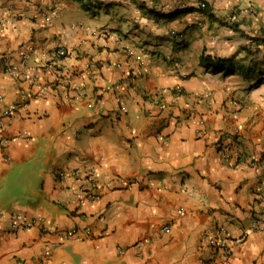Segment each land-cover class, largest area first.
I'll list each match as a JSON object with an SVG mask.
<instances>
[{
  "label": "crops",
  "instance_id": "crops-1",
  "mask_svg": "<svg viewBox=\"0 0 264 264\" xmlns=\"http://www.w3.org/2000/svg\"><path fill=\"white\" fill-rule=\"evenodd\" d=\"M263 181L264 0H0V264H264Z\"/></svg>",
  "mask_w": 264,
  "mask_h": 264
},
{
  "label": "built area",
  "instance_id": "built-area-1",
  "mask_svg": "<svg viewBox=\"0 0 264 264\" xmlns=\"http://www.w3.org/2000/svg\"><path fill=\"white\" fill-rule=\"evenodd\" d=\"M198 5H199L200 8H205L207 3L205 1H199ZM177 35L179 37L182 36V34H180V33H178ZM65 53H66L65 49H59L58 50V55L59 56H62ZM15 68L16 67H13V69H15ZM138 74H140V70L139 69L135 71L134 75H138ZM128 82H129V85H132V81L130 79H128ZM178 92H181V90L178 89ZM185 96H186V94H185ZM160 107H163V105H160ZM121 108H124V106L122 105ZM220 150H221L222 157L229 158V153L226 152V148L225 147H222V145H221ZM63 174L64 173H61V175H63ZM131 181H132V179H128L127 183H130ZM262 190L264 191V181L262 182ZM79 197H80L81 200L96 198L97 197L96 185H93L92 189H84L82 191V193L79 195ZM30 225H31V222L26 220V219H24V217H22L21 215H15L14 218L12 219V226H14V227H17V226L29 227ZM253 228H256V229L264 228V221H256V222H254L253 223ZM44 229L45 230H49V231L53 230V229H51V228H49L47 226H45ZM165 231H169V228L166 227ZM76 232H77V229H72V230H70L69 234H75ZM229 241L230 240L226 236L218 235V236L212 237L209 240V243H210V245H212L214 247L226 248L228 243H229ZM235 241L236 242H240L241 238H235Z\"/></svg>",
  "mask_w": 264,
  "mask_h": 264
},
{
  "label": "trees",
  "instance_id": "trees-1",
  "mask_svg": "<svg viewBox=\"0 0 264 264\" xmlns=\"http://www.w3.org/2000/svg\"><path fill=\"white\" fill-rule=\"evenodd\" d=\"M206 8H207V5L203 9H206ZM202 61L205 63H209L211 65H214L216 67H227L228 71L233 70V68H231V65H227V61L223 58H216V57H212L210 55H203Z\"/></svg>",
  "mask_w": 264,
  "mask_h": 264
}]
</instances>
